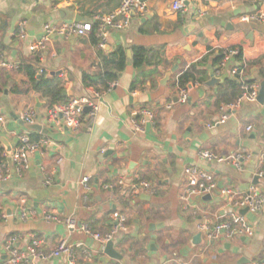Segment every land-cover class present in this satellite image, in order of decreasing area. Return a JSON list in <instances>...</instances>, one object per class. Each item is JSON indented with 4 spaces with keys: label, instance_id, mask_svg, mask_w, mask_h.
Wrapping results in <instances>:
<instances>
[{
    "label": "crops",
    "instance_id": "0c3cea01",
    "mask_svg": "<svg viewBox=\"0 0 264 264\" xmlns=\"http://www.w3.org/2000/svg\"><path fill=\"white\" fill-rule=\"evenodd\" d=\"M173 1L146 0L147 16H134L126 30L109 31L105 50L98 49L89 35L52 39L39 54L30 46L42 36L45 25L89 23L97 14L115 11L121 0H0V54L20 65L17 71L0 69V115L5 118L0 152L15 149V134L29 131L19 120L20 113L33 110L40 120L50 108L21 67L34 68L37 84L43 78H58L67 101L91 95L94 90L82 85V75L102 73L103 58L118 49L126 55L114 87L98 92L101 102L92 129L88 131L83 118L74 131L42 127L33 132V139L49 144L29 156L28 170L0 181V258L6 238L17 236L20 250L39 240L43 255L64 241L73 249L76 264H264V208L258 216L246 215L253 227L249 238L207 245L200 235L199 242H193L200 221L211 223L219 211L230 212L220 195L222 188L243 192L256 185L264 195V177H256L263 168L264 106L244 104L221 122L218 88L223 81L206 86L207 68L214 69L211 53L229 48L242 50L247 80H259L264 74L258 64L263 59L264 65V24L242 19L264 11V0H205L182 14L171 12ZM21 23L24 37L19 34ZM136 47L148 52V65L139 69L131 65ZM205 57L207 63L196 67L197 78L204 81L188 85L187 102L179 103L178 77ZM230 67L222 72L223 80H231ZM142 112L150 117H141ZM140 120L142 132L135 133L133 121ZM248 126L253 127L251 132H246ZM202 151L219 157L244 153L249 158L238 171L199 159ZM187 166L214 175L217 188L211 201L195 200L189 208L182 203ZM45 176H50V186L44 185ZM85 177L87 188L80 184ZM139 181L150 183L149 200H140L141 194L132 196L130 186ZM22 208L29 214L23 222L17 218ZM113 212L126 219L125 231L112 241L120 261L103 254L106 244L101 246L80 230L86 225L92 233L106 235ZM48 214L61 222H47ZM65 220H71L74 228L69 229ZM176 239L180 255L172 258L171 240ZM66 260L61 255L34 264H66Z\"/></svg>",
    "mask_w": 264,
    "mask_h": 264
},
{
    "label": "built area",
    "instance_id": "2783aa9c",
    "mask_svg": "<svg viewBox=\"0 0 264 264\" xmlns=\"http://www.w3.org/2000/svg\"><path fill=\"white\" fill-rule=\"evenodd\" d=\"M205 0H174L170 5V10L173 13L182 14L189 7H196ZM148 7L146 1L143 0H121L118 8L110 14H97L89 23L65 22L59 26L45 25L42 36L35 40L30 50L32 53L41 54L45 49L46 44L52 39L70 40L74 38L86 37L94 32L98 39L97 47L100 50H105L107 35L109 31H123L130 27L132 18L137 16L145 18L148 14ZM243 21L248 23L264 24V11L259 10L247 13L243 16ZM24 24L19 25V34H24ZM237 60L236 58L239 57ZM231 64L229 76L240 84V94L232 102L221 103L218 107L219 120L225 121L237 109L244 104H258V96L260 90V82L256 80H247L245 78V66L242 63V50L240 48H231L223 52V57L219 64L213 69L215 77H221L222 72ZM20 65L17 63H9L3 59L0 54V69L7 71H17ZM115 83L110 85L114 87ZM101 93L93 91L87 97L70 98L64 103L57 104L47 111L42 119L33 110H27L19 115V120L24 125H40L51 130H77L83 118L87 123V129H92L95 117L98 112L99 103L101 102ZM188 94L185 89L178 88V102L185 104L187 102ZM85 108L89 111L85 115ZM169 108V106H168ZM137 114L134 113L133 116ZM150 117L147 112H142L141 117ZM143 120L140 122L133 121V131L135 133L142 132ZM5 118L0 115V130L3 129ZM252 126L246 127V132H251ZM31 131H25L20 134H15L16 147L8 156L6 152H0V181H6L10 178L13 172L21 174L23 171L29 169V156L38 152L42 147L46 146L48 141L44 139L32 140ZM105 150H101L104 153ZM199 159L209 162H216L218 164H226L234 167L238 171L242 169L243 162L249 157L244 153H238L227 157H219L209 151H202L198 155ZM263 168L257 172V178L264 177V155L261 158ZM184 187L180 200L185 204L186 208L194 205L196 198H201L205 195H210L217 188V183L214 175L204 169L196 166H187L183 170ZM89 178H82L80 184L87 188ZM52 180L50 176H45L44 185L50 186ZM122 181L118 182V186L122 187ZM132 196L140 194L151 195V185L146 181H139L130 186ZM221 197L225 198L230 208L229 213L220 212L215 215V219L211 223L200 221L197 229L201 237L211 245L217 242H227L234 238L243 237L249 238L253 235V227L247 220L246 215L258 216L264 208V195L256 185H250L243 192H236L230 188H222L220 190ZM245 211V214H242ZM29 217L28 211L22 208L18 215V220L23 222ZM47 222L60 223L58 216L48 214L44 217ZM69 229L74 228V223L71 220L64 222ZM126 219L118 212H113L110 216V231L100 236L94 234L86 225H81L80 230L89 235L94 241L101 246L108 242H112L119 232L125 231ZM19 238L17 236H9L4 242V258H0V264H34L36 260H47L58 258L65 255L66 264H76V258L73 249L69 248L65 242H59L56 247L48 255H43L40 252L41 242L37 239L31 241L30 245L25 250L18 248ZM190 264V263H183Z\"/></svg>",
    "mask_w": 264,
    "mask_h": 264
},
{
    "label": "trees",
    "instance_id": "16d2710c",
    "mask_svg": "<svg viewBox=\"0 0 264 264\" xmlns=\"http://www.w3.org/2000/svg\"><path fill=\"white\" fill-rule=\"evenodd\" d=\"M146 1V0H143ZM91 38L95 45L98 44V39L95 38L94 32L91 33ZM231 49V48H229ZM224 51H219L218 53H211L212 60L210 64L214 69L219 64L223 57ZM240 59L239 57L236 58ZM148 52L141 47H136L132 49L131 65L136 68H142L148 65ZM104 71L102 73L94 74H83L81 83L84 87L92 88L95 92H103L110 88V85L114 83L118 78V73H120L126 65V55L122 49L116 50L114 53L107 55L103 58ZM207 63L206 57L201 59L199 63L191 65L187 70L182 72L178 77L177 84L178 88L187 89L188 85L193 84L194 81L203 82L204 79L197 78L196 67L198 65H203ZM258 64L264 69L263 59ZM20 69V68H19ZM21 70L25 73L29 83L32 87L41 94V96L49 101L50 108L66 102V98L63 96L62 83L58 78H52L51 80L41 79L38 84L35 78V70L32 66L21 67ZM205 72V71H204ZM258 82H264V74H259V80L253 79ZM218 102L229 103L234 101L240 94V84L235 80L225 79L219 85L218 88ZM35 134L32 136L34 137ZM33 137H31L33 139ZM33 140H36L34 138Z\"/></svg>",
    "mask_w": 264,
    "mask_h": 264
},
{
    "label": "water",
    "instance_id": "95a60500",
    "mask_svg": "<svg viewBox=\"0 0 264 264\" xmlns=\"http://www.w3.org/2000/svg\"><path fill=\"white\" fill-rule=\"evenodd\" d=\"M208 71H209V74H210V78L208 80V82L206 83V86H215V85H218L219 83H221L223 81V77H215L214 74H213V70L211 69L210 66H208ZM58 75V74H57ZM169 77L166 76L165 80H167ZM258 104L261 105V106H264V82L260 83V90H259V96H258V100H257ZM86 111H89L88 108H85V112ZM25 129L26 130H29V131H32V132H40L41 131V126L40 125H37V124H34V125H24ZM6 153L7 155L9 156L11 154V150H6ZM139 199L140 200H149V196L145 195V194H141L139 196ZM196 201H203V202H209L211 201V196L210 195H205L201 198H196ZM246 212L245 211H242V214H245ZM200 239V234H196L195 237H194V244H197ZM113 242H108L105 247L103 248L102 252L103 254H105L107 257H109L110 259L112 260H116V261H120L122 260V257L114 251L113 249Z\"/></svg>",
    "mask_w": 264,
    "mask_h": 264
},
{
    "label": "rangeland",
    "instance_id": "374dc122",
    "mask_svg": "<svg viewBox=\"0 0 264 264\" xmlns=\"http://www.w3.org/2000/svg\"><path fill=\"white\" fill-rule=\"evenodd\" d=\"M179 239H176V240H171V252H170V255L172 256V258H174L175 255H180V252H179V245L176 243L178 242ZM206 246V243L203 244L202 248ZM176 258V257H175ZM178 258V257H177Z\"/></svg>",
    "mask_w": 264,
    "mask_h": 264
}]
</instances>
